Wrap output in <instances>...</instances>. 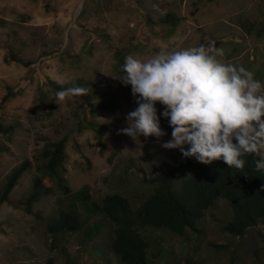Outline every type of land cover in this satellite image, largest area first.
Instances as JSON below:
<instances>
[{
	"label": "rangeland",
	"instance_id": "rangeland-1",
	"mask_svg": "<svg viewBox=\"0 0 264 264\" xmlns=\"http://www.w3.org/2000/svg\"><path fill=\"white\" fill-rule=\"evenodd\" d=\"M168 13L182 19L170 36L168 28L159 24ZM148 18L155 24L150 25ZM201 45L219 50L218 60L243 66L264 85V0H0V124L16 127L10 141L0 135V146L8 148L0 151V195L12 171L27 159L32 162L9 202L0 207V264H121L111 252L109 222L100 215L89 216L80 205L87 222L83 230L57 239L49 236L48 219L72 202L52 183L46 182L54 193L36 203L33 214L27 213L23 203L38 175L37 161L42 163L50 142L73 131L65 164L73 192L89 186L92 202L100 204L107 195L119 194L134 206L141 204L155 191L150 180L181 160L179 149L161 147L171 139L172 128L161 115L160 103L157 115L167 135L159 141L118 134L128 126L127 114L138 105L131 85L125 86L118 79L123 74L115 72L116 52L137 47L130 55L147 60L162 49ZM11 53L33 64L27 68L6 63ZM77 55L79 60L69 58ZM47 78L60 85L82 80L94 104L101 96L116 99L114 112L100 117L87 113L90 121L107 127L103 154L94 131L77 130L86 110L81 96L57 101L54 114L49 115V102L41 101L39 89ZM8 87L21 95L4 103ZM231 219L229 204L219 200L200 222L199 233L189 231L179 237L152 232L156 256L151 252L150 260L153 264L187 259L197 264H232L235 257V264H264V226L233 238L223 230ZM97 224L99 233L85 242L86 232Z\"/></svg>",
	"mask_w": 264,
	"mask_h": 264
},
{
	"label": "trees",
	"instance_id": "trees-1",
	"mask_svg": "<svg viewBox=\"0 0 264 264\" xmlns=\"http://www.w3.org/2000/svg\"><path fill=\"white\" fill-rule=\"evenodd\" d=\"M195 14V11L191 13L192 16ZM147 22L150 25L155 24L152 18H148ZM181 22L182 19L173 13H168L159 20L160 25H165L168 28V36L176 31ZM204 43H206L205 40ZM137 49L135 47L130 51L116 52L115 72L117 74H123L125 57ZM82 51L83 54H91V50H88L87 53ZM69 58L79 60L80 56H69ZM5 61L27 68L33 64L32 61H26L13 53L9 54ZM72 86L86 87L82 80L60 85L47 78L41 83L40 99L42 102L48 100L50 116L56 109V91ZM7 91L3 98L4 103L21 95V91L15 92L10 87ZM81 98L86 110L83 114L81 113L77 130L94 131L96 143L100 148V153L103 154L107 127L90 121L87 113L100 117L104 113L116 111L118 102L114 98L101 96L99 103L94 104L90 90H88V95L81 96ZM15 133V126L0 124V135L5 136L9 141ZM72 137L73 131L46 146L42 154V163L37 161L36 164L38 175L34 178L32 192L27 201L23 203L27 213L33 214V206L43 197L54 193V185L66 197L71 198L72 202L69 206L48 219L46 231L53 239L83 230L87 222L82 219L79 205L89 216L100 215L109 222L111 225V252L121 264H153L150 256L152 253L153 256L156 254L153 252L155 240L153 242L150 238L152 232L166 231L179 237H186L189 231L199 233L200 222L208 211L216 207L219 200L226 201L232 211L231 221L223 227L229 236L240 239L249 230L264 226V190H262L264 189V171L254 170V161L259 159L258 156H245L246 164L241 172L235 168H228L222 160L214 161L210 165L199 163L194 157H183L178 150V158L181 161L171 169L162 170L150 180V183L156 186L155 191L141 204L134 206L128 198L119 194L107 195L99 204L91 201L89 186H84L79 191L73 192L66 178L65 164L68 158L66 147ZM0 151L7 152L8 148L0 146ZM31 167L32 162L27 159L6 178L0 195V207L9 202L11 193ZM47 181L53 186H48ZM99 231L100 225H94L86 232L84 241H91ZM231 262L235 264V257L231 258ZM47 264H53V262L49 261ZM162 264L197 263L187 259L185 263L174 261Z\"/></svg>",
	"mask_w": 264,
	"mask_h": 264
},
{
	"label": "clouds",
	"instance_id": "clouds-1",
	"mask_svg": "<svg viewBox=\"0 0 264 264\" xmlns=\"http://www.w3.org/2000/svg\"><path fill=\"white\" fill-rule=\"evenodd\" d=\"M217 55L222 52L201 45L162 49L147 60L125 57L118 79L131 85L138 107L127 114L128 126L118 134L159 141L167 135L157 115L160 103L161 115L172 128L171 139L161 147L179 149L183 157H194L205 165L222 160L241 172L244 157L255 155L259 159L254 170L264 171V85L252 71L222 63ZM86 95L87 88L80 86L55 93L58 102Z\"/></svg>",
	"mask_w": 264,
	"mask_h": 264
}]
</instances>
